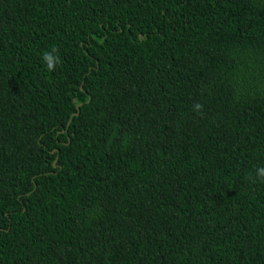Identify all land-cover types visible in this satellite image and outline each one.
I'll use <instances>...</instances> for the list:
<instances>
[{
  "label": "trees",
  "instance_id": "trees-1",
  "mask_svg": "<svg viewBox=\"0 0 264 264\" xmlns=\"http://www.w3.org/2000/svg\"><path fill=\"white\" fill-rule=\"evenodd\" d=\"M261 166L264 0H0V264H264Z\"/></svg>",
  "mask_w": 264,
  "mask_h": 264
},
{
  "label": "clouds",
  "instance_id": "clouds-1",
  "mask_svg": "<svg viewBox=\"0 0 264 264\" xmlns=\"http://www.w3.org/2000/svg\"><path fill=\"white\" fill-rule=\"evenodd\" d=\"M42 60L46 67V70L49 72H53L56 70L58 64L61 63V58L59 56V48L56 46H52L49 50H46L42 53ZM203 108V105L200 103H196L193 106V110L196 112H200ZM261 181H264V166L257 167L255 169V178Z\"/></svg>",
  "mask_w": 264,
  "mask_h": 264
}]
</instances>
